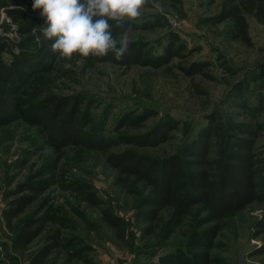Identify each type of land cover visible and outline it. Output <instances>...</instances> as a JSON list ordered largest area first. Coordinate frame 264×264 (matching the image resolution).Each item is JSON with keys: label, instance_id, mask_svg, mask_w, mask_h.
Masks as SVG:
<instances>
[{"label": "rangeland", "instance_id": "obj_1", "mask_svg": "<svg viewBox=\"0 0 264 264\" xmlns=\"http://www.w3.org/2000/svg\"><path fill=\"white\" fill-rule=\"evenodd\" d=\"M167 4L155 0L143 11L130 33L131 41L146 45L148 52L159 54L175 34L182 46L181 56L161 65L119 66L111 63L88 65L77 59L61 60L49 75L43 96L58 95L74 99L83 97L91 105L93 124H105L108 135H146L161 128L166 120L177 121L169 130L168 139L157 145L121 144L109 152L131 148L154 157L181 153L196 139L218 113L224 128L234 122L260 124L256 151L264 157V24L247 15L251 45L235 40L230 34L231 20L213 21L225 0H181ZM40 15V10L33 11ZM10 25L12 41L20 39L18 27ZM14 50H17L14 47ZM10 54L5 60L10 61ZM206 63L203 71L185 73L193 63ZM32 91V86L27 88ZM154 114L141 125L116 127L127 113ZM215 143V139L212 140ZM211 145L209 156H215ZM65 169L69 180L83 181L91 186L99 203L93 205L85 193L52 186L32 202L24 213L7 223L5 211L12 200L27 193L22 185L40 179L38 172L49 161ZM119 171L107 161V153L73 146L56 147L48 141V130L42 124L18 120L0 128V264H33V257L44 246L55 241L61 230L64 241L55 248L46 264H151L179 248L189 255H208L210 264H264V229L258 227L264 219V202L258 200L237 214L227 217L222 225L207 220V213L194 208L181 225L171 230L169 219L173 209H166L150 222L138 218V209L150 188L132 182L119 184ZM111 211L124 220L123 227L108 224L105 214ZM55 212V213H54ZM53 213L55 224L36 238L26 250L17 248L16 238L30 217ZM154 226L153 232L147 228ZM210 230L205 240L197 237ZM171 234V232H173ZM217 231V232H216ZM214 236L209 237V235ZM196 237L197 239L195 240ZM194 243L193 248L186 245ZM79 249L70 257L66 245ZM199 246H195V245ZM78 255V256H77ZM87 257L89 261L84 260ZM198 264H202L199 261Z\"/></svg>", "mask_w": 264, "mask_h": 264}, {"label": "trees", "instance_id": "obj_2", "mask_svg": "<svg viewBox=\"0 0 264 264\" xmlns=\"http://www.w3.org/2000/svg\"><path fill=\"white\" fill-rule=\"evenodd\" d=\"M155 1L182 5L181 0ZM29 9H32V0H0V17L4 13L6 20L17 25L21 35L20 39L12 41L6 33L0 32V128L21 119L30 124L42 123L48 130V141L56 147L73 146L107 153V161L119 171V184L129 186L134 181L150 188L149 195L143 198L138 209V218L150 222L161 211L173 209L169 219L171 230L181 225L194 208L200 207L207 213L208 221L222 225L227 217L237 214L252 203L258 200L264 202V157L255 148L261 130L257 123L234 122L224 128L219 121V114L214 113L200 135L186 144L181 153L160 158L126 148L108 154L112 148L125 143L144 146L164 142L177 121L166 120L167 123L161 128L146 135H108L104 130L105 124H93L91 105L83 97L74 99L58 95L43 96L44 87L50 82L48 73L55 69L59 59L50 51V42L45 41L37 29L44 20ZM247 15H253L264 24V0H225L223 8L213 17V21L220 23L231 20L232 38L251 45ZM10 25L9 22L7 25L0 24V30L4 28L8 32ZM133 28L136 29L137 25ZM118 32L119 29H114V33ZM182 50L178 37L174 34L159 54L148 52L144 43L132 41L129 53L122 61H115L109 55L104 58H89L84 62L91 66L98 63L124 67L161 65L181 56ZM6 53L11 56L10 61L5 60ZM205 65L206 63L195 62L183 70L186 74L193 75L202 72ZM29 86H32V91L27 89ZM152 114L154 111L149 109L138 114L127 113L116 129L118 131L126 125H141ZM213 138L215 143L212 142ZM212 144L216 146V153L211 158L209 153ZM37 176L42 177L18 189L20 193H27L13 199L12 206L5 211L9 225L41 194L55 185L64 190L75 189L80 192L79 195L85 193L84 198L93 205L99 203L95 193H87L91 189L90 185L78 180L68 181L65 169L53 160L47 162ZM105 218L112 226H124L122 217L111 211L106 212ZM56 221L58 217L53 213L27 218L16 238L17 248L26 250ZM258 227L264 229V219L260 220ZM147 229L151 233L154 226L149 225ZM209 231L202 230L196 233L197 237L205 240ZM212 234L209 237L216 233ZM54 238V243L44 246L33 257V264H46L52 251L62 244L64 239L60 229H57ZM72 246L66 245L70 250V257L79 252V249L72 250ZM186 246L193 248L194 243ZM259 252L264 253V247ZM84 260L89 261L87 257ZM199 261L210 264V257L198 254L191 256L179 248L151 264H198Z\"/></svg>", "mask_w": 264, "mask_h": 264}, {"label": "clouds", "instance_id": "obj_3", "mask_svg": "<svg viewBox=\"0 0 264 264\" xmlns=\"http://www.w3.org/2000/svg\"><path fill=\"white\" fill-rule=\"evenodd\" d=\"M152 0H32L44 23L37 29L61 60L109 55L122 61L132 46L130 33ZM114 29H119L114 33ZM39 39V37H38Z\"/></svg>", "mask_w": 264, "mask_h": 264}]
</instances>
